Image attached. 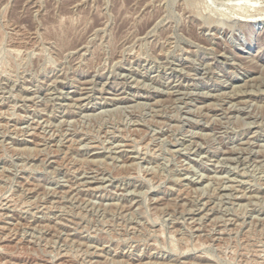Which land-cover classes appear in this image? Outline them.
<instances>
[{"label": "rangeland", "instance_id": "1", "mask_svg": "<svg viewBox=\"0 0 264 264\" xmlns=\"http://www.w3.org/2000/svg\"><path fill=\"white\" fill-rule=\"evenodd\" d=\"M0 264H264V0H0Z\"/></svg>", "mask_w": 264, "mask_h": 264}]
</instances>
